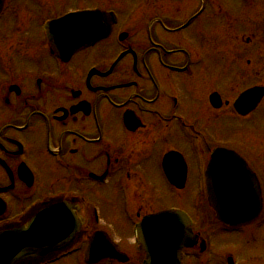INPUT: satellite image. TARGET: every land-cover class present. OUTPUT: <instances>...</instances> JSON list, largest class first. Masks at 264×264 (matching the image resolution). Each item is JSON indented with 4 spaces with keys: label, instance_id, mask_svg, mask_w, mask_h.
<instances>
[{
    "label": "flooded vegetation",
    "instance_id": "obj_1",
    "mask_svg": "<svg viewBox=\"0 0 264 264\" xmlns=\"http://www.w3.org/2000/svg\"><path fill=\"white\" fill-rule=\"evenodd\" d=\"M254 4V0H143L123 24L114 8L79 7L40 18L36 28L19 24L10 34L0 33V232L28 226L31 212L61 198L69 203L57 208L77 215L79 235L66 252L43 264L73 256L78 264H89L85 249L98 231L115 241L128 259L108 258L90 264H129L132 255L122 249L114 229L104 225L106 217H111L106 212H121L116 225L127 239L131 234L134 254L140 259L137 264H142L147 254L138 244L137 224L144 216L164 210L148 211V196H162L159 187L164 184L173 193L184 191L192 175V155L197 157L198 187L202 165L214 151L218 147L234 149L219 138L220 121L229 118L237 119L241 138L245 136L242 131H253L245 140L251 151L249 160L234 150L258 176L264 212V171H258L250 159L264 157V149L255 148H264L260 125L252 124L258 119L264 96L248 113L235 107L246 90L264 86L254 82L244 87L250 78L260 79L264 65L259 49H254V59H237L244 52L227 51L220 39L223 12L227 17L229 10L232 17L242 8V15H254L258 8ZM85 9L104 12L108 35L77 48L63 60L53 49L45 24ZM111 11L117 14V23ZM19 14L9 7V0H0V32L5 21L20 19ZM258 24L254 21L245 26L255 30L260 29ZM254 34L242 37V43H250L257 37ZM32 36L40 38V43L33 42V49L29 44ZM235 36L234 40L239 38ZM212 51L233 59V69L210 75L207 61ZM245 62L255 63L252 72H245ZM234 72L236 87L235 82H228ZM192 97L198 116H192ZM173 153L179 158L172 155L168 159L185 166L183 188L174 185L165 170V160ZM262 216L242 226L261 223ZM193 220L197 226L198 220ZM238 228L223 227L222 231L230 234L239 232ZM197 234L190 249L199 248L203 253L212 242L206 232ZM230 256L234 264H244L233 253L220 263L227 264ZM196 262L210 264L206 256L196 257Z\"/></svg>",
    "mask_w": 264,
    "mask_h": 264
},
{
    "label": "water",
    "instance_id": "obj_2",
    "mask_svg": "<svg viewBox=\"0 0 264 264\" xmlns=\"http://www.w3.org/2000/svg\"><path fill=\"white\" fill-rule=\"evenodd\" d=\"M103 20L104 16L99 12L84 11L68 14L54 22V27L59 30L50 36L54 49L59 53L72 54L77 48L104 38L107 33ZM263 95L262 88L249 89L236 100L235 107L243 114L248 113L256 107ZM212 161L217 179L215 183L220 179L210 198L217 216L243 222L257 216L261 201L259 194L254 192L256 185L252 183L251 170L247 168L246 162L234 151L225 149H218ZM249 185L252 192L248 189ZM55 203L66 204L62 201ZM67 216L68 220L64 212L44 207L35 214L31 222L33 224L29 227H18L1 233L0 264H26L37 258L44 260L46 256L66 249L78 231L77 222L73 221L69 213ZM186 220V215L178 211L164 212L145 219L143 230L146 237L142 244L148 254L155 258L153 264H179L180 250L192 245V234ZM98 238L86 251L88 262L109 256L122 258V253L117 252L114 244L109 247L102 238Z\"/></svg>",
    "mask_w": 264,
    "mask_h": 264
},
{
    "label": "rangeland",
    "instance_id": "obj_3",
    "mask_svg": "<svg viewBox=\"0 0 264 264\" xmlns=\"http://www.w3.org/2000/svg\"><path fill=\"white\" fill-rule=\"evenodd\" d=\"M233 1V0H229ZM256 1L255 6H258L256 9V13L254 15L248 16L247 14L242 15V8L237 10V15L232 16L229 13L227 17L225 16V11L223 21L221 23V34L222 37L220 39L222 42V47L228 49L230 51L235 52L238 51V55L244 52L243 57H238L237 59H254L257 55V52L254 49H259V58L260 62L263 64L264 62V0H254ZM141 2L143 0H9V7L15 13L20 12V19H10L5 21L4 23V30L0 33L2 34H10L14 29L15 26L19 24H25L28 28H36L35 22L40 18H46L52 16L54 13L64 12L70 9H76L79 7H89V6H107L106 8H114L116 12L122 18V24L124 22H128L127 14L136 12L137 9L140 8ZM246 3V2H243ZM241 6V5H240ZM21 13H27L26 16L22 15ZM235 17V18H233ZM255 17V18H254ZM254 18L253 20H251ZM249 21V22H248ZM255 21V25H259L260 22V29H247V26L252 22ZM244 22H248L244 25ZM255 33V34H254ZM253 34L257 36L252 40L250 43L244 42L242 43L241 38L244 37H252ZM235 35H238L239 38H236ZM36 38V39H35ZM32 42H30L31 49L36 48L32 47L33 42L38 44L40 43V38L31 37ZM24 41V40H23ZM101 47V46H100ZM98 47V48H100ZM225 49V50H226ZM232 49V50H231ZM93 54L90 53L88 56ZM237 56V55H236ZM235 58V57H234ZM96 60V57L93 59ZM233 59H229V57H223L220 52L212 51L209 58H208V68L209 74L219 76L223 74V71L229 72L233 69V65L235 64ZM255 62V61H254ZM255 64V63H254ZM254 64L248 65L245 62V72H252ZM260 79L254 80L250 78L248 82L245 83L244 87H248L252 85L254 82H262L264 84V68L260 67ZM233 75V76H232ZM229 78L228 82H235L237 86L238 81L236 78L235 72L232 73ZM247 74H245V77ZM247 81V80H246ZM195 97V96H194ZM194 97H192V116L197 115L198 113L195 106ZM264 104L261 105L260 110L257 113V118L252 124L255 127L256 125H260V132L264 137ZM260 116V118L258 117ZM221 124V131L219 132V138L224 141L226 145L234 148L235 150H239L242 155H251V151L248 149V144L245 141L247 135H252V130H245L242 131V135L244 136L241 138L239 125L237 119H230L229 121H220ZM222 134V135H221ZM240 140H242L240 145ZM241 148V149H240ZM259 149L260 152H263V147H255ZM247 152L248 154H246ZM259 154V153H258ZM259 155H262L261 153ZM197 157L193 158L192 155V175L190 177V181L186 186L184 191L179 193H173L168 185L164 184L162 188L159 187L161 194H152L149 197V202H147V210L148 211H155L158 209L163 208L166 210L167 208L174 207L171 209H182L186 210L189 213L193 214V216L198 220L197 226H194V230L196 232H206L208 236H210L212 244L207 247L206 251L201 253L199 248L197 250L188 249L184 251L185 254V263L184 264H198L195 263L196 257L206 256L210 261V264H221L220 261L223 259L226 254L233 253L234 256L239 259L240 262L244 264H264V220L263 216L261 223H252L251 225L245 226L241 231L235 233H224L220 228H218L216 224L215 217L208 216L211 215L209 212V208L204 205L201 196V191L198 190L197 187V179L195 175V165L194 161ZM251 162H254V167L257 168L259 171L260 168L262 172L264 171V157L262 159H254L250 156ZM194 165V166H193ZM57 187V186H56ZM156 192L159 193L157 190ZM200 200V201H198ZM111 217H106L104 224L105 226L111 227L113 233L117 240H119V244L123 250L127 251V253L132 257V260L129 264H137L139 259V255L134 254L136 250H134L133 241L129 239L130 235L125 237L122 233H120V229L116 225V219L121 216L120 213H108ZM210 219V221H208ZM198 227V228H196ZM204 238V237H203ZM205 239V238H204ZM206 240V239H205ZM230 249V250H229ZM133 252V253H132ZM82 253V250L80 254ZM80 256V255H79ZM81 257V256H80ZM216 260V262H214ZM213 262V263H211ZM79 260L77 257H66L63 260L59 261L55 264H78ZM103 264H109V262H105Z\"/></svg>",
    "mask_w": 264,
    "mask_h": 264
}]
</instances>
